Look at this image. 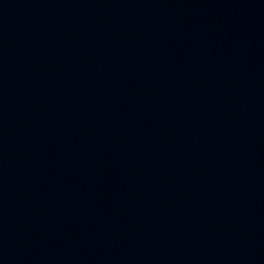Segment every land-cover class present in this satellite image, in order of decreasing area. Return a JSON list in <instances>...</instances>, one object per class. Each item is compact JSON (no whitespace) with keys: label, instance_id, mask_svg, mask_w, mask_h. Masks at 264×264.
<instances>
[{"label":"water","instance_id":"obj_1","mask_svg":"<svg viewBox=\"0 0 264 264\" xmlns=\"http://www.w3.org/2000/svg\"><path fill=\"white\" fill-rule=\"evenodd\" d=\"M0 264H264V0H0Z\"/></svg>","mask_w":264,"mask_h":264}]
</instances>
